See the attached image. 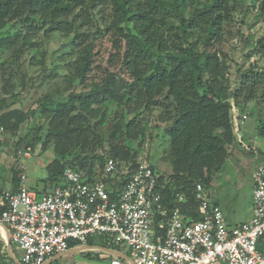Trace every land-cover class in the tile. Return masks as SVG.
Here are the masks:
<instances>
[{
    "label": "trees",
    "instance_id": "1",
    "mask_svg": "<svg viewBox=\"0 0 264 264\" xmlns=\"http://www.w3.org/2000/svg\"><path fill=\"white\" fill-rule=\"evenodd\" d=\"M239 1L0 0V33L5 31L0 51H8L17 66L26 52L39 49L40 39L53 34L72 36L66 54L72 60L64 65L63 90L45 96L26 112L13 108L19 94L15 90L24 85L5 79L0 126L16 131L30 118L34 121L30 130L39 131L47 123L41 149L53 144L55 160L42 182L56 188L63 184L66 168L94 180L93 163H100L101 171L105 163L95 149L104 144L109 158L117 163L132 161L134 169L136 153L126 142L144 132H136L135 117L125 119L157 111L156 121L166 125L170 163L169 174L158 175L157 190L165 205L194 215L198 206L195 186L201 185L206 192L237 145L231 100L238 106L239 101L247 104L264 95V73H256L254 67L241 71L237 65L231 84L227 58L221 51L226 27L239 12ZM258 11L264 17V1ZM103 37L111 53L105 75L94 79L90 75L94 47ZM255 54L264 60V36L246 56ZM77 85L82 91H75ZM111 112L110 128L92 137L89 121L103 126ZM13 175L16 181L17 172ZM128 176L126 171L122 183L110 185L113 199ZM3 211L1 206L0 214Z\"/></svg>",
    "mask_w": 264,
    "mask_h": 264
},
{
    "label": "built area",
    "instance_id": "2",
    "mask_svg": "<svg viewBox=\"0 0 264 264\" xmlns=\"http://www.w3.org/2000/svg\"><path fill=\"white\" fill-rule=\"evenodd\" d=\"M231 107L238 133L248 117ZM237 143L243 153H251L242 139ZM126 171L129 176L113 199L110 185L122 179L112 158L105 159L100 176L92 181L82 172L64 169L63 184L47 193L27 184L26 168L19 164L17 190L0 196V222L10 229V245L20 252V263L44 264L65 254L71 241L86 245L101 235L126 246L134 264H264V164L252 176V216L238 226L227 224L201 185L195 186L198 206L190 215L162 202L151 165L142 162ZM178 201L186 203L183 197Z\"/></svg>",
    "mask_w": 264,
    "mask_h": 264
},
{
    "label": "rangeland",
    "instance_id": "3",
    "mask_svg": "<svg viewBox=\"0 0 264 264\" xmlns=\"http://www.w3.org/2000/svg\"><path fill=\"white\" fill-rule=\"evenodd\" d=\"M262 1L264 0L239 1L237 3L239 12L233 16L232 21L226 27L221 51L227 58L231 84L236 76L237 65L241 71L254 67L256 73H264V60H261L258 54L250 58L246 56L255 46L256 41L264 36V17L258 11ZM4 32L0 33V36H4ZM71 38L72 36L62 37L53 34L46 39H40L39 49L36 52H26L20 58L19 66L12 62L8 51H0V96L2 95L1 88L6 83L5 79H10L9 83L13 85H24L15 90L19 94L13 108L28 112L35 108L38 101L44 99L45 96L50 98L57 89L63 90L66 86L63 85L61 79L66 75L64 65L72 60L66 55L69 52ZM110 53L111 46L107 38H98L94 47L91 77L100 79L105 75ZM115 67L114 62L111 70ZM56 83L58 86L55 85ZM75 91H82L81 85H77ZM231 104H234V100H231ZM236 109L248 117L240 127V131L235 132L236 139L237 141L242 139L243 146L250 148L251 153H243V147L237 143L206 194L210 196V203L215 201L218 203L228 221L240 222L247 214L253 189V173L258 166L264 164V95L261 94L259 98L247 104L239 101ZM112 112L110 119L103 126L96 123V120L89 121L87 127L92 137L110 128V120L113 119ZM157 115L158 112L153 111L149 115L136 113L135 116H125V121L135 117L134 126L138 127L136 132L139 129L144 132L143 135H137V138L128 140L126 143L136 153V166L146 162L153 166L159 175H162L170 166L168 138L164 132L166 125L156 121ZM33 122L32 119H27L16 131L0 126V175L11 178L14 172H18L19 164H22L26 168L27 184L35 190L45 189L48 192L54 188L42 181L47 177L48 166L55 160L54 146L47 144L43 150L41 149L47 123L39 131H32L30 129ZM39 136L43 138L41 142L35 140ZM95 151L104 159L110 156L106 144L100 148L97 147ZM24 153L27 156H24ZM118 164L119 174L122 176L126 168L133 165V162L126 161ZM92 173L95 174V178L100 176V163H93ZM91 240L92 246H110L111 249L129 256L126 246L110 244L104 236L96 235ZM13 251L16 258L20 259V252L14 249ZM56 264H73L72 256L59 258Z\"/></svg>",
    "mask_w": 264,
    "mask_h": 264
},
{
    "label": "crops",
    "instance_id": "4",
    "mask_svg": "<svg viewBox=\"0 0 264 264\" xmlns=\"http://www.w3.org/2000/svg\"><path fill=\"white\" fill-rule=\"evenodd\" d=\"M169 171H170V166L165 171V174H169ZM156 173L157 175H159L157 171ZM16 178H17V175H16ZM17 180L14 181V175L11 178L10 177L8 178L4 175L3 176L0 175V196L3 192L16 191L18 188ZM44 193H47V192H44ZM251 216H252V192L250 195V202L248 205L247 214L245 218L241 220L240 222H235L232 220L228 221L227 218H225V220L229 226H238L242 223L249 221ZM9 237H10V229L6 225L0 222V264H16V262L20 263L19 259H17L14 254V251H13L14 248L10 245ZM106 241L111 244V242L108 241L107 239ZM91 243H92L91 238L89 239L86 245H80L77 242L71 241L69 250L66 252L67 254L66 256H72L73 264H134V263L125 261L123 259L116 257L115 255H112L110 253L104 252L99 249L101 248V249H108V250L115 251L111 248H106L100 245L92 246ZM115 252L119 253L122 256L128 257L130 259V257L127 256V254L125 253H120L118 251H115ZM57 260L58 259L53 261V257H51L47 259V261L44 264H56Z\"/></svg>",
    "mask_w": 264,
    "mask_h": 264
},
{
    "label": "water",
    "instance_id": "5",
    "mask_svg": "<svg viewBox=\"0 0 264 264\" xmlns=\"http://www.w3.org/2000/svg\"><path fill=\"white\" fill-rule=\"evenodd\" d=\"M99 249L102 250V251H104V252H107V253H110L112 255H115L116 257H118L120 259H123L125 261H129V262L133 263L128 257L122 256V255H120L119 253H117L115 251L108 250V249H101V248H99ZM66 255H67L66 253L63 254V255H57V256L53 257V261L56 260V259L62 258L64 256H66ZM16 264H20V263H17L16 262Z\"/></svg>",
    "mask_w": 264,
    "mask_h": 264
}]
</instances>
